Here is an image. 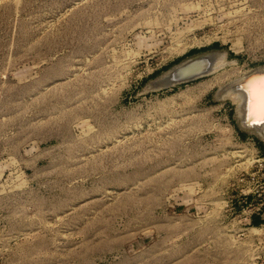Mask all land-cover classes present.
<instances>
[{"label": "rangeland", "instance_id": "rangeland-1", "mask_svg": "<svg viewBox=\"0 0 264 264\" xmlns=\"http://www.w3.org/2000/svg\"><path fill=\"white\" fill-rule=\"evenodd\" d=\"M263 66L264 0H0V264H264V138L220 94Z\"/></svg>", "mask_w": 264, "mask_h": 264}, {"label": "bare ground", "instance_id": "bare-ground-1", "mask_svg": "<svg viewBox=\"0 0 264 264\" xmlns=\"http://www.w3.org/2000/svg\"><path fill=\"white\" fill-rule=\"evenodd\" d=\"M220 57V52L213 53L212 55L205 54L197 58L195 57L194 59L186 61L176 67L173 70L172 78H179L188 67H192L191 72H199L210 66L208 69L211 71L213 67L212 59H215V61L217 60L218 62ZM187 73L188 71L186 74ZM250 73L254 75L251 76ZM220 94L223 95V97L224 95L232 97L235 101H239L244 98L245 100H241L242 103L239 101L241 103H239L241 117H238L240 123L243 126L249 127L250 130L260 133V135L264 138V125L261 126V129H259L260 122H264V109H262V103H264V72L258 74H255V72L245 73L240 78L235 79L221 89ZM242 94L244 97L241 96ZM241 107H243V109ZM256 229L257 227L252 228V230Z\"/></svg>", "mask_w": 264, "mask_h": 264}, {"label": "water", "instance_id": "water-1", "mask_svg": "<svg viewBox=\"0 0 264 264\" xmlns=\"http://www.w3.org/2000/svg\"><path fill=\"white\" fill-rule=\"evenodd\" d=\"M213 53H215V52H213ZM213 53L212 52L201 53V54H198V55L189 57V58H187V59L179 62L178 64L172 66L167 71H165L164 73H162L161 75H159L158 77H156L155 79H153L152 81H150L147 84L146 89H152V90H154V89L165 88V87H168V86L175 85L177 83H181V82H185V81H188V80L195 79L197 77L203 76V75L211 72L212 70L210 71L208 69L210 66L207 69L201 70L199 72H191L192 71V67H188L186 70H184V72L181 74V76L179 78H174V79L172 78V76H173V70L176 67L180 66V64H183L184 62L189 61L191 59H194L195 57L197 58V57L203 56L205 54L212 55ZM262 70H264V66L263 67H260V68H256V69H254V70H252L250 72H255V74H258V73H263L264 71H262ZM187 71H188V73L186 74ZM253 75L254 74H251V76H253ZM229 83H227V84H229ZM233 87H236V86H233ZM238 89L241 90L240 88H238ZM238 126L241 127V128H243L244 130L253 131V130H250L249 127L243 126L240 123L239 118H238Z\"/></svg>", "mask_w": 264, "mask_h": 264}, {"label": "trees", "instance_id": "trees-1", "mask_svg": "<svg viewBox=\"0 0 264 264\" xmlns=\"http://www.w3.org/2000/svg\"><path fill=\"white\" fill-rule=\"evenodd\" d=\"M264 219H262L260 216L256 217V218H252V224L257 225V224H261L263 223Z\"/></svg>", "mask_w": 264, "mask_h": 264}, {"label": "snow or ice", "instance_id": "snow-or-ice-1", "mask_svg": "<svg viewBox=\"0 0 264 264\" xmlns=\"http://www.w3.org/2000/svg\"><path fill=\"white\" fill-rule=\"evenodd\" d=\"M262 109H264V103H262Z\"/></svg>", "mask_w": 264, "mask_h": 264}]
</instances>
